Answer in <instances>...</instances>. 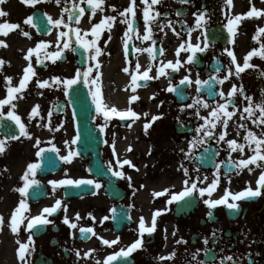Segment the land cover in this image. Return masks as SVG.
<instances>
[{
  "label": "flooded vegetation",
  "instance_id": "af4514ba",
  "mask_svg": "<svg viewBox=\"0 0 264 264\" xmlns=\"http://www.w3.org/2000/svg\"><path fill=\"white\" fill-rule=\"evenodd\" d=\"M59 5L63 9L65 6L63 0ZM113 5L117 11L112 10L111 6ZM129 6L130 0H104L102 5L104 11L101 12L98 9L93 16L86 2L81 4V7L85 8L84 14L80 16L83 30L81 36L85 39H95L91 35V28L96 23L101 22L105 15L117 17L115 21L106 22L111 27L102 29L98 41L102 49V54L97 58L101 65L98 70L100 75L103 68L113 64L114 74L117 78L119 77L121 84H129L133 87L131 83L132 75L138 72L142 76L144 71L151 68L149 76L153 78L147 81V86H143L145 83L143 79L138 80L137 85L139 86H136V88L150 89L153 94L160 95L165 100L172 96V92L166 90L169 81L173 86L181 85V79L185 75H190L192 83H185L183 86L187 87L186 91L189 95V101L186 104H192L193 99L200 96L195 84L197 74H199L200 79L207 80L216 76L215 69L220 65L222 67L219 73L221 78L228 74L229 67L235 73V64H230L231 58L224 52V49L228 48L236 53V50L232 49L234 45L232 43L223 45L221 42L210 43L205 39L206 32L211 26L221 25L228 32L226 24L229 19L227 18L229 11L226 0H191L186 5L180 4L179 0H162L161 4L153 6L154 10L167 14L159 17L158 23L167 24L171 20L172 27H175L176 32L180 35L177 36L176 32L172 31V27H165L161 31L156 24H153L155 44L152 40H142V36L146 33V24L143 19V8L146 5L142 3V0H136V17H132L131 13L127 14V18L134 20L135 23L133 30L129 31L131 40L128 41L126 55L124 49L126 37H124V33L128 31V25L121 22L124 18L119 16L118 13ZM56 7L55 0H43L33 5L26 4L21 0H6V3L0 6L8 13L7 16L0 17V23L9 22L20 25V28L8 30L7 35L0 33V41L4 42L0 45V59L6 61L2 65V71H0V99H4L8 95L5 87V76L13 77L11 85L18 86L20 79L23 77L24 68L29 63L25 58L28 51L36 48L41 41L45 44L44 47L32 53L31 63L36 75L31 77L27 88L23 90V97L21 98L20 94L16 93L14 94L16 99L13 100V103L17 104L14 111L21 116L32 136L30 139L19 136L18 139L7 140L4 153L0 154V215L4 218V223L0 225V231L5 227L9 228L8 234L5 232L0 235V264H23L18 257L19 244L17 241L28 243L30 234L32 235L31 251L26 253V259L30 261V264H97V261L104 264L108 255L119 251L120 248H126L140 238L138 227L141 216L145 218L146 226H151L154 212L165 209L168 210L162 211V214L157 217L155 232L144 234V247L134 251L130 257L114 261L113 264H222V261L225 264H264V194L237 201L240 205L239 211H231L223 205L209 209L203 202L209 198L208 195L205 194L204 197H201L198 192L181 202H173L169 205L167 203L170 198L168 193L156 197L154 192L169 189L171 193H178L183 190L184 185L182 182L185 176L180 168L182 161H180L179 166L174 165L171 170L167 169L157 176L155 172L150 175V172L145 168L136 171L130 170V165H124L122 170L127 176L132 177L133 187H129V181L126 178L115 177L108 171V161L110 160L116 170H120V168L116 164V158L111 156V153L108 154L105 142L101 150L100 164L102 166L97 163V167H95V169L100 167L105 174L93 172L94 166L91 164L92 159L89 156H74L71 162L60 160L59 156L67 155L69 148L74 150V144L71 143L73 139V111L71 101L62 90L63 85H57L52 77L71 78L66 73V67L73 58V51L71 48L63 50L64 55H61L64 59L63 62L58 59L53 62L50 54L63 48L64 43L73 45L72 26L66 22L69 25L68 27L53 25L51 33L43 35L39 30L46 31L47 24L44 21L39 19V30L33 26V23H25L27 17L30 15L33 17L36 11H40L46 19H48V16L57 19ZM178 12L179 15H177ZM199 12H205L207 25L205 28L193 31L191 38H189L187 27H194L197 17L193 14ZM150 14H154V11L150 10ZM67 16L68 13L63 16L65 21ZM24 31L29 32L30 36H24ZM61 32H68L69 35L61 37ZM85 32L88 33L86 37L84 36ZM230 35L232 41L236 39V32L235 36ZM109 37H111L110 40ZM189 39L192 44L199 43L203 47L207 43L209 47L205 52L197 53L194 64L186 65L184 61L191 53L181 50L178 57L177 49L181 43L187 42ZM136 48H152L153 51L137 52ZM161 48L163 49L162 53ZM177 59L182 62L178 66V71L166 67V73H171V75L156 78L160 66L166 65L168 61L175 62ZM217 60L220 62L219 65ZM38 61L43 62L39 63ZM251 61H254V56ZM95 62V60L89 61L92 65ZM236 62L243 65L244 60L237 58ZM136 63L140 64L139 70L135 67ZM87 67L88 64L82 69ZM125 67L129 69L127 73L123 71ZM250 74L252 72L245 69L239 76L233 74L230 78L241 80L247 78ZM96 75L97 70L94 68L92 77L94 78ZM250 76H252L251 79L256 78L253 75ZM45 79L49 81V87L39 88L37 80L43 81ZM109 79L112 80V78ZM90 87L94 90L96 85H90ZM221 87L222 85H220ZM86 88L89 92V86H86ZM122 90L127 92L125 87ZM244 92L249 95L248 91L244 90ZM39 93H42V95ZM250 94L252 97L255 96L254 93ZM90 97L92 98L91 94ZM243 99L244 96L237 93L235 96L237 106L242 104ZM254 101L257 102L258 100L254 99ZM57 103L60 105V109L53 110V106ZM37 104L40 105V114L30 120L29 113ZM181 107L175 109L168 107L167 110L173 109V111L180 114ZM9 110H12L10 105L4 106L5 117L0 122L3 125L0 126V139H3L9 132L13 133L15 129L18 130L15 122L6 115ZM229 110L232 109L229 108ZM49 111H52L50 118L52 127L56 128V126L63 124L62 128L50 131L48 127H44L49 123ZM99 116L100 114L97 113L94 115L93 123L96 126L102 124ZM181 119L186 123L194 119L197 120V123L199 121L195 116L194 108H185L184 114H181ZM117 120L121 125L120 118ZM171 120L173 121V119ZM128 123L129 121L124 122L121 126H126ZM9 125H11V128H9ZM166 126L175 135L173 124L169 123V118ZM104 133L105 131L102 132L104 141H108ZM180 137L184 138L185 136L181 135ZM36 138L41 141L39 147L45 149H51L52 145L55 144L60 150L59 155L55 152L46 151L43 157H37L36 152L39 147L35 146ZM66 140L69 142L68 144L64 143ZM214 143L218 145L216 141ZM202 148H204V145L194 149V152L198 153ZM228 156L227 151L218 150L214 168L204 169L195 162V156L192 155V163L199 168V173L190 171L189 174L193 178L196 175L208 177L207 181L199 182L198 187H207L211 183L216 172V163L226 161ZM140 158L141 156H134L132 159L138 161ZM239 158L241 157L238 156L237 159ZM50 159L55 161L54 165L49 163ZM35 162L41 163V168L37 171L35 177L41 184L39 187L33 186L29 189V196L26 197L29 209L23 213V216L30 219L31 216L38 215L44 207L53 206L55 200L59 198L63 201V204L67 205L66 214L72 222L77 224V228L72 229L63 222L65 211L62 204L61 209L56 213L45 214L51 223L28 230L26 228L28 219H24L23 223L19 225L20 231L18 233L11 231L10 218L21 199V194L14 189L23 186L24 182L21 177L24 171L29 163ZM56 163L59 165L57 171ZM224 165L221 164L220 184L213 191L212 199L221 198L226 188L233 193L243 189L232 181L229 183L228 175L231 176L232 174L225 175ZM61 179H92L100 182L102 187L95 189L93 185L84 186L81 197L69 199L66 197V185L56 186V191L53 192V185L49 183L51 180ZM257 187L253 189L255 190ZM133 192H135V195H133ZM262 192H264V189H262ZM229 200L232 202L231 198ZM112 208L116 209L115 219H109L101 224L100 221L104 216H113ZM209 211L213 213L211 218L208 216ZM77 213H79L80 219L76 218ZM89 213H91V216ZM92 216L95 217V220L92 219ZM129 217L131 218L129 219ZM81 227H92L95 235L92 233L82 235L80 232ZM100 237L108 240L119 237L120 240L117 244L109 246L104 245ZM181 238L187 243L177 244V241ZM205 238L208 240L207 244L204 242ZM10 249H13V251ZM76 250L81 253L79 258L76 256ZM89 250L95 251L91 252L89 256H84V253ZM173 252L176 253L174 259H159L160 256L168 257ZM229 256L233 259L226 261L225 258Z\"/></svg>",
  "mask_w": 264,
  "mask_h": 264
},
{
  "label": "snow or ice",
  "instance_id": "6c2138e0",
  "mask_svg": "<svg viewBox=\"0 0 264 264\" xmlns=\"http://www.w3.org/2000/svg\"><path fill=\"white\" fill-rule=\"evenodd\" d=\"M26 4L33 5L39 2V0H24ZM57 4H61L62 0H55ZM87 7L91 9V13L94 16L99 9L101 12L104 11L102 5L104 4V0H63L64 7L62 9V14L61 18L59 19H53L51 16H48L47 23L55 26H60L64 25L65 27H68L69 25L65 23V20L63 18V13H68V21H72L73 18L75 17V22L78 24L79 23V18L82 16L85 12V8L81 7L82 3H85ZM181 4H187L190 3L191 0H179ZM6 3V0H0V5H3ZM71 3V7H68L67 5ZM142 3L146 5V7L143 8V19L146 24V33L142 36V40L148 41L152 40L153 44L156 43V41L153 39V24H156L157 27L163 31L165 27H172V21L169 20L167 24H159L158 23V18L161 17L162 15H167V14H162L159 11H156L153 9L154 5H158L162 3V0H142ZM233 0H226V5H232ZM113 11H117L116 7L113 5L111 6ZM136 0H130V6L125 8L123 11L119 12V16L123 17L124 19L121 21L125 24L128 25V31H125L124 37L126 39L124 40V49H125V54L127 55V50H128V41L131 40V36L129 35V31L133 30V25L135 23L134 20H129L127 18V14L131 13L132 17H136ZM150 10L154 11V14H150ZM180 13L178 12L177 15ZM8 13L3 10V8H0V17H5L7 16ZM47 15V14H45ZM194 16H196L195 20V25L194 27H187V33L189 38H191V34L193 31L196 29L200 28H205L207 25V19H206V14L205 12H199V13H194ZM248 17H253V16H261L264 15V10H258L254 5L251 8L249 12L246 14ZM117 19L116 16H108L105 15L103 20L99 23H96L92 28H91V35L95 37V39L88 40L80 35V29L76 28L73 31L75 32V44H78L81 48L85 50V63L88 64V67L85 69H77L74 77L72 78H61L60 76H54L52 77V80L57 84V85H63V91L65 92V95H69L70 93H73L76 91V88L74 86L79 85L80 83H83L85 86H89V93L92 96L93 103L95 105L96 113L103 115V118L105 120L104 124L98 125L100 130L103 132L107 129L108 124H109V116L110 115H118L121 119H124L125 117H134L136 119H139L140 116L137 112L132 110L130 107L126 111H118L116 107H111L110 111L106 110L108 109V105L105 104L102 101L101 98V88L99 85V78H100V73L99 69L101 67L99 60L97 59L101 54H102V49L100 48L98 41L101 37V31L103 28L108 27L110 28L111 25L106 22H111L115 21ZM241 20L240 15H236L235 18H229L228 22L226 24L227 30L230 34L235 36L236 32V24H238ZM33 17L30 15L27 17L25 20L26 24H32ZM186 23V22H185ZM20 28L19 24L15 23H9V22H4L0 23V33H3L4 35L8 34V30L11 29H17ZM172 31L176 32L175 27H172ZM259 33H264V27H261L258 29V34ZM24 36H30V33L27 31L23 32ZM68 32H61L60 36H68ZM88 35L87 32L84 33V36L86 37ZM176 35L179 36L180 33L176 32ZM255 38V37H254ZM111 37H109V40ZM205 39H207L205 35ZM234 43V40L231 41ZM4 42L0 41V45H2ZM187 44V46H186ZM45 44L43 41L40 42L36 46V48H32L28 51L27 56L25 57L29 63L27 64V67L24 68L23 71V77L19 81L18 86H12L11 82L13 80V77L11 76H5V87L7 89V97L4 99H0V122L3 121L5 117V112H4V106L10 105L12 110L7 111L6 115L7 117L15 122V125L18 126V131H19V136H23L26 138H31L32 134L27 130V125L22 121L21 116L17 114L16 111H14L17 108V104L13 103V100L16 99V96L14 94L19 93L21 98L23 97V90L27 88L28 82L31 79V77L36 75L35 69L33 67V64L31 63V58H32V53L38 51L40 48L44 47ZM208 44L205 43L203 47L199 44H192L189 41L181 43L179 48L177 49V56L179 57L180 51H186L190 52L191 54L187 56L186 61H184V64L190 65L195 63L196 55L198 52L203 53L208 49ZM73 52L76 51V47L74 45H70L69 43H64L63 48L54 51L50 54L53 62L55 60L59 59L62 55V52L64 49H69ZM148 51L152 52V48L148 49H141V48H136V51ZM161 53L163 52V49H160ZM224 52L227 53V55L231 58L230 64H235V73H233V70L231 67L228 68V74L223 76L222 78L220 77L219 73L221 71V68L218 66L215 69L216 76L210 77L207 80H203L199 78V74H197V79L195 80V84L198 86L197 87V92L200 93L205 87L207 88V94L209 96H216L218 95L220 98H222L223 102L222 103H216L214 106L209 105V103L203 99L202 96H198L196 99L193 100L192 104H185L182 105L181 111H183L185 108H194L195 109V115L199 116L200 115V109L201 108H211L210 111V117H201L204 119V124L199 125L196 129L195 132L198 134L192 138V140L189 142V153L186 154V158H193L191 150L199 148L201 145H204L207 143V141L210 138L216 139L217 144H220L221 142H224L228 146V152L229 156L226 161H221L219 163H216L215 168L216 172L212 178L211 183L207 187L200 186L198 187V183L201 181H207L208 177L207 176H200L196 175L195 178H193L189 174V169L181 163L180 168L183 170L185 179L183 180V190L179 191L178 193H171L169 189H164L163 191L160 192H154V195L156 197L162 196L165 193H168L170 195V198L168 199L167 203L170 205L173 202H181L185 200L187 197H192L194 193L199 194V196L204 197L205 194L208 195L209 198L205 199L203 202L205 205L209 207V209H214L217 206H226L227 209L231 211H239L240 210V205L237 203V201L241 199H247V198H254L261 196L264 194L262 192V189H264V171H261L260 176L257 180V185L258 187L254 190L251 187V182L248 183V187L244 190H241L239 192L233 193L230 189L226 188L225 193L221 198L218 199H212L211 195L213 191H215L220 184V168L221 164H227V171L225 175H227L230 172L235 171L237 174L243 171L244 168H247L249 172H253L254 169L249 167L250 165H255L257 168L264 169V99H261L259 102H255L252 96L247 95L244 92L243 85L241 84L239 89L235 84L232 85L231 89L225 93L222 89L216 93L213 91V86L214 83L223 85L226 80H229V78L235 74L236 76H239L240 73L244 72L245 69L247 68H255L258 67L256 65L250 64L249 61L253 56L259 55L261 58H264V43H261L260 49H253L250 52L247 53L246 57L244 58V63L243 66H241L239 63H237V57L235 53L228 49L225 48ZM47 55V54H46ZM95 60V64L92 65L89 63V61ZM39 63H42L43 61H38ZM6 61L3 59H0V71H2V65H4ZM181 60L177 59L175 62L173 61H168L166 65H162L158 68V76L156 78H159V76H165V75H171V73H166L165 68H170L173 71H178L179 68L178 66L181 65ZM219 60H217V64L219 65ZM136 69L139 70L140 64L136 63L135 65ZM94 68L97 70V75L96 77H92V73ZM124 72H128L129 69L125 67L123 69ZM149 71H151V68L148 70L144 71L142 76L137 72V74L132 75L131 77V83L133 85L132 91H136V86L137 81L143 79L144 80V85L147 86V81L149 79H152L153 77L149 76ZM190 71V70H189ZM261 75H264V70H261ZM185 83H192L190 75H185L181 81L180 84L183 85ZM37 85L39 88H45L49 87V81L47 79L40 81L37 80ZM90 85H96L95 89L93 90ZM168 92H177L178 91V86H173L171 81H169V86L166 89ZM239 93L240 95L244 96V99L247 101V105L243 107V110L241 111L237 107V103L235 100V96ZM42 95V93H39ZM183 95V94H182ZM155 94H153L154 98ZM262 96H264V91H262ZM139 97L137 95H132L130 97V103L133 101L138 100ZM160 104H163V101L160 102ZM231 107V111L229 108ZM39 109L40 105L37 104L35 105L32 109L31 112L29 113V119L31 120L34 116L39 115ZM60 105L57 103L53 106V110H59ZM239 112V120L235 122V130H236V137H241L243 142H240L237 138H231V139H226L227 136L230 135V133L227 132V128L229 126V121L233 119L234 116H236V113ZM145 116L148 115V113H144ZM162 115V114H161ZM52 116V111H49L48 117H49V123L47 125H44V127H48L51 130H58L59 128H62L64 125L60 124L56 126V128H53L51 125L50 118ZM73 116H75V111H73ZM161 118V116H153L152 117V122L155 120ZM43 119V117H41ZM251 121L253 125L256 126L257 129H260L259 133L256 131L252 130L249 128L247 121ZM220 126L223 131H220L218 133L214 132L213 130L217 129V126ZM0 126H3L2 123H0ZM151 126V122L145 123V130H147ZM9 128H11V125H9ZM243 133V134H242ZM19 136L9 132L4 136L3 139H0V154L4 153L5 151V142L7 140H15L18 139ZM80 140V134L77 132L76 136L72 139L71 143L76 144ZM106 144L108 143L107 140L104 141ZM65 144H68L69 142L66 140L64 142ZM41 144V141L39 138H36L35 141V146L39 147ZM254 145V146H253ZM249 148L253 155L243 158V153L245 151V148ZM112 150H113V155H116V149H115V140L113 139L112 142ZM129 151L131 150V146H129ZM208 148L205 147L204 151L208 152ZM46 151H51L57 153L59 155V149L56 147L55 144L52 145L51 149H45L44 147H39V150L36 152L37 157H43ZM181 151H184L181 149ZM234 152H240L241 158L238 160L232 159V153ZM80 153L78 151H74L71 148H69L68 154L67 155H61L59 156L60 160L66 161V162H71L72 158L74 156H79ZM218 155V153H217ZM50 164L55 163L53 160H49ZM116 164L119 165L120 170H116L113 167L112 161H108V171L112 173L115 177L119 178H126L129 181V187H133L131 181L132 177L127 176L126 173L122 170L124 165H130L132 168H137L135 164L132 163L131 160L129 159H124L120 160L119 157L116 159ZM41 168V163L40 162H35V163H29L26 167V170L24 171L21 180L24 182L22 187H18L14 189L18 193L21 194V199L19 200L18 206L15 208L13 214L11 215V222H10V227L11 231L13 233H18L20 231L19 225L23 223L24 219H28V223L26 225V228L28 230H32L36 228L37 226H45L51 221L47 218L45 214L51 215L56 213L59 209H61L63 201L61 199H56L55 203L53 206H46L42 209V211L35 216H31V218H27L23 216V213L29 209L28 202L26 200V197L29 196V189H31L33 186L39 187L41 182L37 179H35L37 175V171ZM197 173H199V168L195 169ZM228 180L229 183L231 181V176L228 175ZM51 185H53V192L56 191V186H75V187H81V186H87V185H93L95 189H100L102 187V184L96 180L92 179H61V180H51L49 181ZM143 187V185H142ZM133 195H135V192H133ZM231 198V201L229 200ZM64 211H65V216L63 219V222L65 224H68L70 228L75 229L77 228V224L72 222L68 216H67V205L63 204ZM168 209L165 210H156L154 212V215L152 217L151 221V226H146V221L143 216L140 217L139 219V227H138V232H139V237L136 239L133 243H131L129 246L126 248H120L119 251H115L112 254L108 255L104 261V264H113L114 261H117L118 259L121 258H127L130 257L131 254L139 249H142L144 247V234H152L155 232L157 228V217H159L162 214V211H167ZM111 212L113 213V216H104L102 220L100 221L101 224L104 221H108L109 219H115V212L116 209L112 208ZM91 216V213H89ZM213 215L212 211H209L208 216L211 218ZM76 218L80 219L79 213L76 214ZM131 217H129L130 219ZM92 219L95 220V217L92 216ZM4 223V218L2 215H0V225ZM80 232L82 235H85L87 233H92L95 235L94 229L92 227L89 228H80ZM175 235V233H173ZM215 235V233H213ZM102 243L104 245H115L119 242L120 238L117 237L114 240H108L103 237H100ZM205 244L208 243L207 238H205ZM19 244L18 247V257L23 264H30V261L26 259V253L31 251L30 244L32 243V235H29V242L24 243L17 241ZM180 243H187V241H184L183 238L181 240L177 241V244ZM95 250H89L88 252L84 253V256H89L91 252ZM176 253L173 252L171 253L168 257L165 256H160V260H165V259H174ZM76 256L79 258L81 256V253L79 250H76ZM233 258L231 256L226 257V261H230ZM97 264H100L99 261H97ZM222 264H225L224 261H222Z\"/></svg>",
  "mask_w": 264,
  "mask_h": 264
},
{
  "label": "rangeland",
  "instance_id": "374dc122",
  "mask_svg": "<svg viewBox=\"0 0 264 264\" xmlns=\"http://www.w3.org/2000/svg\"><path fill=\"white\" fill-rule=\"evenodd\" d=\"M237 2L241 3V5H242V8H241V10H243V13L241 14V20L242 21L243 20H246V21L249 20L248 16L246 14H247V12H249L251 10L253 5L256 8L258 6H261V9L264 8V5L260 2V0H237ZM259 2L261 4H259ZM56 12H57L56 13L57 19L61 18L62 8L59 7L58 5H57V8H56ZM63 16H64V14H63ZM230 17L233 18V19L235 18V17L232 16V14H231ZM253 17H255V20H253L254 24L253 23L252 24H253L254 27H255V24H256V28H257L258 23H261V17L260 16H258V17L257 16H253ZM262 18L264 19V17H262ZM65 22L67 23V21H65ZM243 25H244V27L246 26L244 24V22H243ZM236 26H237V24H236ZM76 28L80 29V35H82V33H83L82 27H78V26L73 27L72 28V39H73V41L75 40V32L73 30L76 29ZM236 33H237V39L234 42V47H232V49L236 50L235 54L241 60H244V58L246 57L247 53L250 52L251 50H253V49L259 50L261 43H264V40L259 35L254 33V30H250L247 27L243 29L242 26H239L237 28ZM260 61H262V64L260 63ZM249 63L258 66V67H255V68H252V67L248 68V69H250L249 70L250 72H252V73L257 75L256 79H244V80H241V81L238 80V79H230V80H226L225 86L229 90L230 86L232 84H235L237 86V88L239 89L240 85L242 84L243 88L247 89L248 91H250V92H252V93H254L256 95L253 98L257 99L258 100L257 102H259V101H261L262 98L264 99V96H262V91H264V75H261V70H264V58H261L259 55H257V56H254V61L250 60ZM66 69H67V72H66L67 75H69L71 78L74 77V75L76 73V70L78 69L74 58H72L70 63H68ZM171 100L169 99L168 101H171ZM171 102H172V106L175 107L176 104L174 103V101L172 100ZM165 109H166V103L164 101L162 106H161V109L159 110V112L161 114H163V113L166 114V110ZM203 117H205V116H203ZM206 117H208V116H206ZM108 120H109V124H108V127L105 130V132L107 134L109 142H111L112 129L115 128V125L117 124V122H116V119H110L109 118ZM165 120H166V116L163 119H161L160 122L155 123V125L153 126V129H154V131H156V133H157L156 135H158L161 139L167 140V139H169V136L166 135V133H164L167 130V128H166L167 126H166ZM238 120H239V112H237L236 116H234L233 119L229 121V126H228L227 130H230L232 133L235 132V134H236L235 122L238 121ZM100 121L103 124L105 123V120L103 118L102 113L100 114ZM203 121H204V119H203ZM247 123H248V126H249L250 129H252V130L256 131L257 133H259L260 129H257L256 126L253 125L250 120L247 121ZM213 131L218 133L220 131H223V129L218 125L217 129H215ZM74 135H75V132H74V128L72 127V137H74ZM239 141L243 142L242 138H240ZM183 142H184V145H183L182 149L185 150V155H186L190 151L189 142H188V140H185ZM171 143L174 144L173 142H171ZM162 144H165V145H161V147H160L161 149H160L159 154H161V150L163 149L162 147H164V148H166L167 146L168 147L166 148L167 151L164 152V157L161 158L162 159V164H160V165H164L165 163H168V161L171 160L170 156L172 157V159L176 160V154H175L176 148H175V146L172 145V144H169V142H167V141H163ZM146 145H148L147 149L149 150V149L153 148L154 143H153L152 147L149 146L150 144H146ZM219 148L221 150H223V151H227V153L229 154L228 146H227L226 143L221 142L219 144ZM106 149H107L108 154H110V151L112 152L111 153V156H112L113 155L112 146L109 145V147L107 146ZM249 151H251V150L246 147L245 151L243 153V158H245V153L247 152V154H248ZM249 153H252V152H249ZM137 154L138 153L130 152L129 156H131L130 158H133ZM140 154H141V159L140 160L144 159V152L140 151ZM239 155H241L240 152H234V153H232V158L233 159L237 158ZM183 162L185 163V167L190 168L192 170L189 158H185V160H183ZM251 166L252 165H250L249 167H251ZM147 168H149V170H148L150 172L149 174L153 175V168H151L150 166L147 167ZM252 173H254V171L253 172H249L247 168H244L243 171L240 172L239 174H237V173L233 174V176L231 177V181L236 183L238 185V187H240V188L248 186L247 182L250 181L251 182V187H254V186L257 185V180H258V178L260 176L261 171L258 172V175L257 174L253 175ZM5 232L8 234L9 233V228L5 227V229H2L0 231V235L2 233H5ZM8 238H9V235H8ZM10 250L13 251V249H10Z\"/></svg>",
  "mask_w": 264,
  "mask_h": 264
},
{
  "label": "bare ground",
  "instance_id": "6f19581e",
  "mask_svg": "<svg viewBox=\"0 0 264 264\" xmlns=\"http://www.w3.org/2000/svg\"><path fill=\"white\" fill-rule=\"evenodd\" d=\"M234 15L240 14L242 5L239 2L234 1ZM258 10H261V8H258ZM81 24H78V27H80ZM114 66L113 64L109 65L107 68H103L101 75H100V85L103 90L102 97L108 98V100L111 102V106H108L109 110L111 107H116L117 110L124 109L128 110L129 107L137 112L140 116L139 119H136L133 117L132 121L126 125V126H120L116 127L114 129V134L120 133L123 134L125 137L126 143L128 144V147L131 146V151L139 152L142 150L144 152V159L137 162V168L141 171L144 167V165H151L152 167L160 164L162 162V159L160 158V154L158 150H155L153 148L147 149L146 144H149L152 140H158L159 136L156 138L150 137V127L145 130V123L151 122L154 124V122L158 121L159 119L152 122L153 116H161L159 113V110L161 109V104H155L153 102L154 98L153 93L150 89H138L136 88V91H132V86L129 84H121L119 77L117 78L114 74ZM109 78H112L110 80ZM125 87L127 89V92H123L122 88ZM132 95H137L139 97L138 100L133 101L130 103V97ZM163 101V100H160ZM144 113H148L147 116L144 115ZM114 115H110L109 117H112ZM140 130H143L145 133L144 138L137 137L136 135ZM228 133H230L229 136H227L226 139L236 138L235 132L232 133L230 130H227ZM238 139V137H237ZM116 149V155L120 158H124L127 155L126 150H122L121 148H115ZM165 152V151H164ZM174 166V165H173ZM161 171L160 169H157L156 171ZM255 172V171H254ZM163 173V172H161ZM256 173V172H255Z\"/></svg>",
  "mask_w": 264,
  "mask_h": 264
},
{
  "label": "water",
  "instance_id": "95a60500",
  "mask_svg": "<svg viewBox=\"0 0 264 264\" xmlns=\"http://www.w3.org/2000/svg\"><path fill=\"white\" fill-rule=\"evenodd\" d=\"M41 19H43V18L41 17ZM72 21L73 22L75 21V17L73 18ZM75 47H76L75 53L78 56V59H77L78 64L80 66H83L85 64V61H84V55H83L82 48L79 45H76ZM74 87L76 88V91L73 93H70L69 98H70L71 103H72L73 111H75L74 119H75L77 131L80 134V140L77 142V151L81 154V153H85L88 150L92 149V150H94L93 156L94 155L99 156V146L102 143V139H101L98 131H96V129L90 125V122H91L90 120L92 118L93 109H94L93 104L91 102L89 95L87 94V92L84 88L83 83H80L79 85L74 86ZM206 92H207V90H206ZM176 95L178 96V99L180 101L186 100L185 96L182 95L181 92H176ZM208 97L209 98H215V96H209V95H208ZM176 128H177L178 132H184V131L190 132L191 131V129L183 130L184 128L179 123L176 125ZM97 149H98V153H97ZM214 155H215L214 149L210 148L208 152H204L202 154V157L213 158ZM94 163H96V161H94ZM78 189L79 188H74V186H72V187L70 186L68 191H69V193H73V195H74V191L78 190ZM80 191H81V187H80ZM78 192H79V190L77 191V193ZM79 194L80 193H78V195ZM76 195H74V196H76Z\"/></svg>",
  "mask_w": 264,
  "mask_h": 264
}]
</instances>
